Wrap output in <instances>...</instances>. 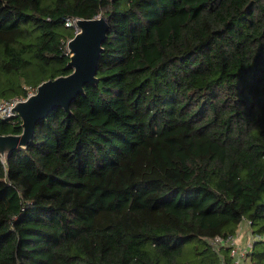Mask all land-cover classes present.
<instances>
[{
    "label": "trees",
    "instance_id": "obj_1",
    "mask_svg": "<svg viewBox=\"0 0 264 264\" xmlns=\"http://www.w3.org/2000/svg\"><path fill=\"white\" fill-rule=\"evenodd\" d=\"M98 15L97 83L0 155V264L232 263L244 222L264 264V0H0V98L69 74L66 18Z\"/></svg>",
    "mask_w": 264,
    "mask_h": 264
},
{
    "label": "water",
    "instance_id": "obj_2",
    "mask_svg": "<svg viewBox=\"0 0 264 264\" xmlns=\"http://www.w3.org/2000/svg\"><path fill=\"white\" fill-rule=\"evenodd\" d=\"M76 24L79 31L67 45L70 53L68 66L72 71L43 81L35 93L15 104L13 110L21 118L22 132L0 135V155L4 162L18 149L30 145L39 122L54 109L62 107L71 112L72 103L85 93V86L97 83L99 62L110 23L106 17L98 15L90 19L78 18Z\"/></svg>",
    "mask_w": 264,
    "mask_h": 264
},
{
    "label": "built area",
    "instance_id": "obj_3",
    "mask_svg": "<svg viewBox=\"0 0 264 264\" xmlns=\"http://www.w3.org/2000/svg\"><path fill=\"white\" fill-rule=\"evenodd\" d=\"M77 19L78 18H72V17L66 18V25L74 27L76 30V33L79 31L77 24H76ZM25 89H26L25 96L14 97L10 99L0 98V120L13 119L14 117L18 116L17 112L13 110L15 104L18 101H22L26 99L28 96L36 92V87H33V86H27ZM239 233L240 232L236 234H231L226 238L221 237V236H217L215 238L214 241L216 244H221V245H226V246L231 247V255L233 257L232 263L223 262L222 264H250V259H249L248 254L250 252V249L253 247V243L258 238L253 236V234L251 233L249 235V239H247L246 245L241 246L237 240Z\"/></svg>",
    "mask_w": 264,
    "mask_h": 264
},
{
    "label": "crops",
    "instance_id": "obj_4",
    "mask_svg": "<svg viewBox=\"0 0 264 264\" xmlns=\"http://www.w3.org/2000/svg\"><path fill=\"white\" fill-rule=\"evenodd\" d=\"M239 232L240 233H239V236L237 238L238 243L241 246H244V245H246L247 239H249V235L252 233V230H251L250 226L247 224V222H244L242 224V227H241Z\"/></svg>",
    "mask_w": 264,
    "mask_h": 264
}]
</instances>
